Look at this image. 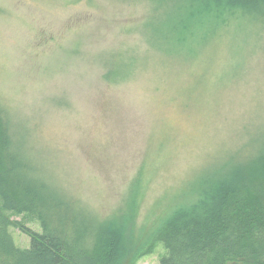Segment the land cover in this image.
I'll return each mask as SVG.
<instances>
[{
	"label": "rangeland",
	"instance_id": "rangeland-1",
	"mask_svg": "<svg viewBox=\"0 0 264 264\" xmlns=\"http://www.w3.org/2000/svg\"><path fill=\"white\" fill-rule=\"evenodd\" d=\"M188 2L0 0V101L43 181L90 216L148 227L224 163L264 151V24L191 22ZM135 191L136 214L123 200ZM164 254L155 244L133 264Z\"/></svg>",
	"mask_w": 264,
	"mask_h": 264
},
{
	"label": "trees",
	"instance_id": "trees-1",
	"mask_svg": "<svg viewBox=\"0 0 264 264\" xmlns=\"http://www.w3.org/2000/svg\"><path fill=\"white\" fill-rule=\"evenodd\" d=\"M188 3L191 22L220 24L257 15L264 24V0ZM11 119L0 101V264H133L155 244L165 251L159 264H264V151L249 162L224 163L188 198L148 227H137L131 212L90 216L78 199L46 184ZM123 200L136 214L141 194ZM7 214L35 218L41 231L17 226ZM11 228L29 238L28 247L15 245Z\"/></svg>",
	"mask_w": 264,
	"mask_h": 264
}]
</instances>
